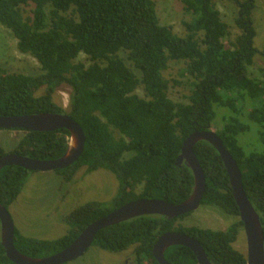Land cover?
<instances>
[{"label": "trees", "instance_id": "trees-1", "mask_svg": "<svg viewBox=\"0 0 264 264\" xmlns=\"http://www.w3.org/2000/svg\"><path fill=\"white\" fill-rule=\"evenodd\" d=\"M181 1L192 15L184 23V36L160 23L155 0H0V24L12 30L20 52L41 65L36 75L0 67V116L69 114L85 133V149L71 166L54 171L70 182L82 167L106 169L119 182L109 202L74 209L67 217L71 229L62 237H28L16 228L15 246L23 254H57L87 226L137 199L187 200L195 180L186 162L178 164L183 144L193 132L211 130L220 117L216 132L237 161L264 228V148L249 150L240 140L252 131L264 146V81L248 70L257 53L264 59V47L255 46V2L231 0L238 6L240 30L231 40L214 0ZM27 7H32L28 16ZM173 61L184 62L182 74L194 79L188 102L170 97L165 73ZM64 85L71 89L68 110L54 100ZM70 135L67 129L24 132L10 152L0 144V157L17 153L58 159ZM194 153L206 175L202 205L215 206L237 217L236 222L213 230L178 224L190 214L172 219L143 215L100 230L93 246L113 253L133 247L135 264H160L153 254L156 242L167 232H180L199 241L212 264H247L246 254L234 246L243 222L222 157L207 141L198 142ZM31 172L17 165L0 170V202L7 209ZM165 258L170 264H198L194 252L181 245L168 248ZM0 264H15L2 245L1 219Z\"/></svg>", "mask_w": 264, "mask_h": 264}, {"label": "rangeland", "instance_id": "rangeland-1", "mask_svg": "<svg viewBox=\"0 0 264 264\" xmlns=\"http://www.w3.org/2000/svg\"><path fill=\"white\" fill-rule=\"evenodd\" d=\"M155 2L160 23L172 26L174 32L181 36L186 35L184 23L190 21L192 15L185 10L182 1L155 0ZM254 2L255 46L262 50L264 47V0H254ZM214 4L221 12L223 20L230 26V39L234 40L240 33L236 25L238 6L231 0H214ZM31 9L32 7H27L25 15H31ZM17 44L18 40L12 30L0 24V67L9 72L39 74L41 65L38 60L30 54L20 52ZM80 60L86 61V56L81 55ZM185 66L184 62L173 61L165 73L172 87L170 97L176 102H188L187 96L192 91L191 83L194 79L187 74H182ZM263 67L264 59L257 53L252 64L248 66L250 76L264 81ZM43 91L38 92V95H41ZM70 91V87L64 85L54 96L55 102L65 110L69 108ZM137 93L144 96L142 89H138ZM221 125L220 117L212 130L216 132ZM23 133V131L0 129V144L7 152H10ZM240 140L244 141L242 143L249 150L264 148L259 136L252 131L240 136ZM118 187L117 177L106 169L89 172L86 167H82L70 182L65 181L56 171H33L9 211L16 228L23 235L39 239H57L71 229L67 217L74 209L91 201L109 202L117 194ZM140 191L139 187L137 192ZM237 220V217L227 215L215 206L201 205L195 212L179 219L178 224L226 230ZM234 246L247 254L244 227L240 230ZM135 260L133 247L124 252L113 253L92 245L83 256L67 264H135Z\"/></svg>", "mask_w": 264, "mask_h": 264}, {"label": "water", "instance_id": "water-1", "mask_svg": "<svg viewBox=\"0 0 264 264\" xmlns=\"http://www.w3.org/2000/svg\"><path fill=\"white\" fill-rule=\"evenodd\" d=\"M0 129L23 132L67 129L71 133L68 149L62 157L41 160L17 153H8L0 157V170L11 165L21 166L30 171L43 172L64 169L75 163L85 149V133L79 123L67 113L0 116ZM200 141H207L218 150L229 174L233 195L239 207L240 219L243 222L247 238V264H264V228L261 217L244 189L242 172L237 161L226 148L218 133L212 129L193 132L185 140L182 153L178 158V164L186 162L194 174L193 193L187 200L179 204L148 198L131 201L87 226L70 246L57 254L35 258L20 252L15 246V222L9 209L0 202L1 239L8 258L15 264H67L83 256L94 244L99 231L104 228L143 215H161L172 219L195 212L202 205L207 187L206 175L194 153V147ZM177 245L190 248L197 257L198 264H212L200 242L180 232L163 234L156 242L153 254L160 264H170L165 258V252L168 248Z\"/></svg>", "mask_w": 264, "mask_h": 264}, {"label": "clouds", "instance_id": "clouds-1", "mask_svg": "<svg viewBox=\"0 0 264 264\" xmlns=\"http://www.w3.org/2000/svg\"><path fill=\"white\" fill-rule=\"evenodd\" d=\"M18 131V130H17Z\"/></svg>", "mask_w": 264, "mask_h": 264}]
</instances>
